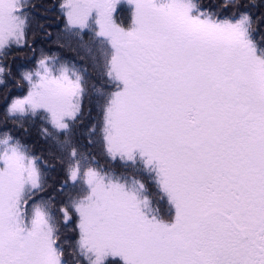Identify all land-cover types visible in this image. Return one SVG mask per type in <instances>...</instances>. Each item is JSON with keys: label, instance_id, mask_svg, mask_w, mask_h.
Masks as SVG:
<instances>
[{"label": "snow or ice", "instance_id": "6c2138e0", "mask_svg": "<svg viewBox=\"0 0 264 264\" xmlns=\"http://www.w3.org/2000/svg\"><path fill=\"white\" fill-rule=\"evenodd\" d=\"M0 264H264V0H0Z\"/></svg>", "mask_w": 264, "mask_h": 264}, {"label": "trees", "instance_id": "16d2710c", "mask_svg": "<svg viewBox=\"0 0 264 264\" xmlns=\"http://www.w3.org/2000/svg\"><path fill=\"white\" fill-rule=\"evenodd\" d=\"M55 26L53 25V28ZM62 54L70 59H77L78 57H87L88 53L84 50L71 51L68 49L61 50Z\"/></svg>", "mask_w": 264, "mask_h": 264}]
</instances>
